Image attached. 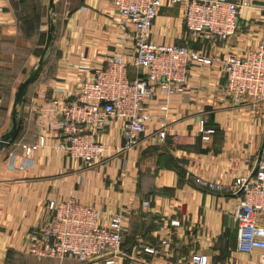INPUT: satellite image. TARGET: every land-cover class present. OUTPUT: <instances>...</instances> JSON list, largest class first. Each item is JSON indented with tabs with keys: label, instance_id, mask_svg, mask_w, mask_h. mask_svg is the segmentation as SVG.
I'll return each instance as SVG.
<instances>
[{
	"label": "crops",
	"instance_id": "0c3cea01",
	"mask_svg": "<svg viewBox=\"0 0 264 264\" xmlns=\"http://www.w3.org/2000/svg\"><path fill=\"white\" fill-rule=\"evenodd\" d=\"M0 0V137L12 125L15 93L37 65L53 19L54 39L43 67L27 88L17 138L0 149V264H81L67 258L35 257L28 248L40 239L50 200L73 195L94 205L106 222L114 213L127 218L116 264H192L195 253L208 264H263L264 249L237 250L238 224L234 209L240 195L233 191L249 178L264 143V102L234 104L224 94L222 62L191 67L188 86L181 94L165 96L157 90L149 104L151 119L138 143L125 148L121 122L114 118L98 132L103 156L85 164L58 146L60 130L56 99L76 97L83 80L106 66L135 28L123 25L109 0ZM243 3L236 32L226 40L187 30L184 5L165 3L152 28L156 43H179L205 49L209 55H242L256 49L264 35V0ZM130 76L139 72L132 64ZM167 109H162L163 106ZM206 130H199L200 120ZM166 137H159L160 122ZM44 134V143L39 135ZM208 138H204V136ZM35 145L31 155L26 154ZM32 164H30V160ZM232 187L215 193L199 187L197 178ZM148 201L149 205H145ZM179 225H172V221ZM264 223V215H260ZM164 232L168 243L163 244ZM143 246L156 247L158 255ZM102 256L87 264H108Z\"/></svg>",
	"mask_w": 264,
	"mask_h": 264
},
{
	"label": "built area",
	"instance_id": "2783aa9c",
	"mask_svg": "<svg viewBox=\"0 0 264 264\" xmlns=\"http://www.w3.org/2000/svg\"><path fill=\"white\" fill-rule=\"evenodd\" d=\"M121 16L123 25L130 23L135 28L133 37L126 35L120 40L121 50L115 53L106 66L97 68L90 79L83 80L75 98L70 99L62 89L64 97L56 99L60 130L58 146L68 155L85 164L98 161L105 152L104 144L98 139L99 130L111 119L121 122L125 148L136 145L146 131L151 119L149 104L157 90L165 96L181 94L188 86L191 67L196 64L211 65L222 62L225 68L224 94L234 104L246 101L264 102V35L256 49L242 55H209L203 49H195L179 43H156L151 40L152 28L160 8L165 4L184 5V23L194 34H206L210 38L226 40L237 29L239 15L246 2L229 0H109ZM133 40L132 64L141 71L130 76V65L124 57L129 55L127 47ZM162 109H167L163 106ZM159 137H166V123L160 122ZM199 130H206L205 120H200ZM208 138V136H204ZM44 134L39 135L44 143ZM35 145H30L26 154L31 155ZM30 164H32V160ZM199 187L215 193H226L232 187L219 181L197 178ZM233 191L240 195L234 209L238 224L237 250L252 253L264 249V143L256 162L254 175L245 178ZM145 205H149L146 201ZM49 215L42 222L40 239L28 248L35 257H54L60 260L72 258L87 264L102 256H110L108 264H116L121 250L127 218L121 213L112 214L102 221L100 210L94 205L78 201L73 195L50 200ZM179 225V221H172ZM164 232L163 244L168 243ZM3 237L0 233V260ZM145 252L160 254L156 247L143 246ZM192 264H208L209 258L202 253L191 257ZM264 264V257L261 259ZM145 264V263H140ZM162 264H175L165 258Z\"/></svg>",
	"mask_w": 264,
	"mask_h": 264
},
{
	"label": "water",
	"instance_id": "95a60500",
	"mask_svg": "<svg viewBox=\"0 0 264 264\" xmlns=\"http://www.w3.org/2000/svg\"><path fill=\"white\" fill-rule=\"evenodd\" d=\"M53 2L54 0L50 1L51 7H53ZM54 30H55L54 22L53 19L50 18V26L47 33L46 43L43 48L42 54L39 58V61L35 66V68L30 72L28 77L19 85L15 93V100H14L13 112H12V125L10 129L0 137V149H3L4 147L12 143L19 134L21 120L18 118L17 107L22 105L28 86L34 83L40 74V71L44 64L45 56L49 48L51 47L52 41L54 39ZM254 171L252 175L249 177V179L254 175Z\"/></svg>",
	"mask_w": 264,
	"mask_h": 264
},
{
	"label": "rangeland",
	"instance_id": "374dc122",
	"mask_svg": "<svg viewBox=\"0 0 264 264\" xmlns=\"http://www.w3.org/2000/svg\"><path fill=\"white\" fill-rule=\"evenodd\" d=\"M69 264H71V263H69Z\"/></svg>",
	"mask_w": 264,
	"mask_h": 264
}]
</instances>
